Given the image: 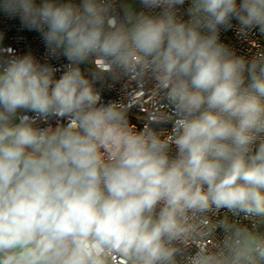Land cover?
Listing matches in <instances>:
<instances>
[{
  "label": "clouds",
  "instance_id": "clouds-1",
  "mask_svg": "<svg viewBox=\"0 0 264 264\" xmlns=\"http://www.w3.org/2000/svg\"><path fill=\"white\" fill-rule=\"evenodd\" d=\"M184 3L0 0L69 61L59 79L0 61V264H264V49L219 41L234 18L264 34V0ZM124 76L167 101L170 134L100 102L95 82Z\"/></svg>",
  "mask_w": 264,
  "mask_h": 264
},
{
  "label": "built area",
  "instance_id": "built-area-1",
  "mask_svg": "<svg viewBox=\"0 0 264 264\" xmlns=\"http://www.w3.org/2000/svg\"><path fill=\"white\" fill-rule=\"evenodd\" d=\"M39 2L40 0H37V3ZM62 2H68V0ZM71 2L78 4L80 0H71ZM121 2L123 0H117V7ZM189 6L190 0H185L184 5L178 8V16L184 20L189 19L187 13ZM134 10L137 12L149 11L140 4V0H138ZM156 12H159V9L154 10L153 14ZM231 23V28L220 30L219 41L234 50L237 56L250 60L258 51L264 49V34L259 31V28H253L248 34L242 35L239 33L238 21L234 18ZM28 54L41 64L51 65L56 70L54 75L57 79L67 70L66 66L69 63L67 58L62 52H57L55 55L51 54L40 32L23 27L19 18L12 19L0 13V61ZM80 67L85 75H88L92 69V65L89 64H81ZM94 86L100 93L101 103L117 102L129 105V123L135 126L137 130L144 129L149 121H159L157 123H162L163 126L153 128L154 131H162L165 134L171 133L172 125L167 122L171 119L170 114H168L167 101L158 96L157 92L153 90L151 82L142 85L127 76L117 80L105 77L103 80L95 82ZM28 115L34 114L28 113ZM58 122L67 123V120L53 116L48 119L47 123L42 120L38 121V126L51 125L55 127ZM225 211L221 210V217ZM228 217L232 221L251 227L252 222L246 219L243 214L233 217L228 213ZM259 230L264 231V227ZM217 236H223V232L219 228L217 229ZM205 243L210 245L212 241L208 240ZM113 264H116L115 260ZM120 264H123V261Z\"/></svg>",
  "mask_w": 264,
  "mask_h": 264
},
{
  "label": "rangeland",
  "instance_id": "rangeland-1",
  "mask_svg": "<svg viewBox=\"0 0 264 264\" xmlns=\"http://www.w3.org/2000/svg\"><path fill=\"white\" fill-rule=\"evenodd\" d=\"M123 2L130 4L133 7V9H135L138 0H123Z\"/></svg>",
  "mask_w": 264,
  "mask_h": 264
},
{
  "label": "water",
  "instance_id": "water-1",
  "mask_svg": "<svg viewBox=\"0 0 264 264\" xmlns=\"http://www.w3.org/2000/svg\"><path fill=\"white\" fill-rule=\"evenodd\" d=\"M167 125V124H166ZM158 126H163L162 123H157V122H154L153 123V128L156 129ZM168 126V125H167Z\"/></svg>",
  "mask_w": 264,
  "mask_h": 264
},
{
  "label": "crops",
  "instance_id": "crops-1",
  "mask_svg": "<svg viewBox=\"0 0 264 264\" xmlns=\"http://www.w3.org/2000/svg\"><path fill=\"white\" fill-rule=\"evenodd\" d=\"M62 1H65V0H62Z\"/></svg>",
  "mask_w": 264,
  "mask_h": 264
}]
</instances>
